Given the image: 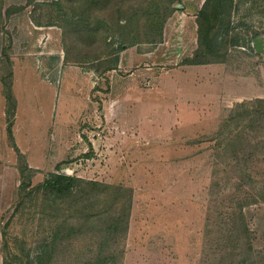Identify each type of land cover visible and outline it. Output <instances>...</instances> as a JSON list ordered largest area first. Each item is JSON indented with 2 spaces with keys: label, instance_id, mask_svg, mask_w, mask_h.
<instances>
[{
  "label": "rangeland",
  "instance_id": "374dc122",
  "mask_svg": "<svg viewBox=\"0 0 264 264\" xmlns=\"http://www.w3.org/2000/svg\"><path fill=\"white\" fill-rule=\"evenodd\" d=\"M206 1L0 0V264H264V0Z\"/></svg>",
  "mask_w": 264,
  "mask_h": 264
},
{
  "label": "trees",
  "instance_id": "16d2710c",
  "mask_svg": "<svg viewBox=\"0 0 264 264\" xmlns=\"http://www.w3.org/2000/svg\"><path fill=\"white\" fill-rule=\"evenodd\" d=\"M206 3H210L212 7L215 9L220 3V0H207ZM199 25V23H198ZM200 29L203 31V26H200ZM202 31L200 33L199 31V36L202 34ZM194 64V63H193ZM112 70V69H111ZM11 100V97H10ZM264 104V102H261ZM12 112V111H11ZM12 118L14 117V114L11 113ZM13 123L12 120H10V125L8 126L7 129V135L8 139L11 142L13 141V135H12V128ZM14 143L12 144V146ZM100 186L97 182H92V181H81L79 178L75 177H69L65 176L62 174L58 173H53L50 175V177L44 181L43 184L39 185L38 190H43L44 193L50 194L53 197L56 198H63L69 199L73 202V204H77L78 202L81 203L82 200L88 201L89 198L91 197V194H94L95 192V187ZM85 188V190H83ZM88 207H84L81 209V212Z\"/></svg>",
  "mask_w": 264,
  "mask_h": 264
},
{
  "label": "crops",
  "instance_id": "0c3cea01",
  "mask_svg": "<svg viewBox=\"0 0 264 264\" xmlns=\"http://www.w3.org/2000/svg\"><path fill=\"white\" fill-rule=\"evenodd\" d=\"M64 76H65V82H67L66 80H70L71 79V77L73 76V74L72 73H67V72H64ZM69 93V92H68ZM61 96V98L63 97V96H67V95H64V94H61L60 95ZM11 96H0V115H2L3 117H5L6 116V106H7V101H8V99L10 98ZM12 99H14V100H16V102H18L17 103V108H16V110H15V112H14V110L12 111V112H14V117H13V119H12V123H13V126H12V128H11V130H12V135H13V143H14V145L12 146V148L15 150V148L16 149H18L20 152H22V149H21V146L19 145H17V143H16V140H17V137H18V127H17V125L15 126V124H16V121H17V119H18V117H19V112H20V107H19V96H13L12 97ZM13 100V101H14ZM15 102V101H14ZM58 108H61V106H59ZM31 128H32V126H31ZM30 128L28 127V129L25 131V133L26 134H28L29 136H33V130L31 129V130H29ZM7 132V131H6ZM7 137H8V135H7ZM23 153V152H22ZM24 154V153H23ZM25 155V154H24Z\"/></svg>",
  "mask_w": 264,
  "mask_h": 264
}]
</instances>
